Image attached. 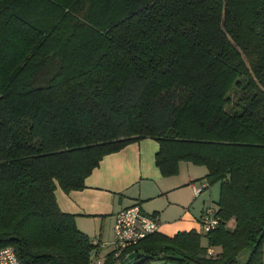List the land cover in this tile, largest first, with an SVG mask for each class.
I'll list each match as a JSON object with an SVG mask.
<instances>
[{
    "label": "trees",
    "instance_id": "16d2710c",
    "mask_svg": "<svg viewBox=\"0 0 264 264\" xmlns=\"http://www.w3.org/2000/svg\"><path fill=\"white\" fill-rule=\"evenodd\" d=\"M145 136L167 173L207 165L221 221L207 243L195 228L155 232L134 261L110 251L102 264H264V0H0V248L93 264L97 243L57 183L82 187Z\"/></svg>",
    "mask_w": 264,
    "mask_h": 264
},
{
    "label": "crops",
    "instance_id": "0c3cea01",
    "mask_svg": "<svg viewBox=\"0 0 264 264\" xmlns=\"http://www.w3.org/2000/svg\"><path fill=\"white\" fill-rule=\"evenodd\" d=\"M160 141L145 136L104 154L78 189L65 190L57 183L59 206L64 212L73 213L77 227L97 243L92 261H105L114 248L117 213L135 202L141 204L145 213L161 219L158 232L173 236L179 230H200L204 208L215 199L212 183L196 195L193 182H208L207 166L184 159L179 161L177 171L167 173L157 162Z\"/></svg>",
    "mask_w": 264,
    "mask_h": 264
},
{
    "label": "built area",
    "instance_id": "2783aa9c",
    "mask_svg": "<svg viewBox=\"0 0 264 264\" xmlns=\"http://www.w3.org/2000/svg\"><path fill=\"white\" fill-rule=\"evenodd\" d=\"M209 185L207 181H202L198 185L193 182L195 194L198 195L203 192ZM142 208L139 202H135L129 207L120 209L116 215L117 222L115 223L112 251L118 260L131 255L129 248L134 247L149 234L157 233L160 229L161 219L155 214L145 213ZM202 217V226L206 231H211L220 223L222 218L219 214V207L215 203L204 208ZM210 252L212 253L213 250L210 249ZM102 262L101 259H97L93 264H102ZM0 264H23V262L15 248L11 244H7L0 248Z\"/></svg>",
    "mask_w": 264,
    "mask_h": 264
},
{
    "label": "rangeland",
    "instance_id": "374dc122",
    "mask_svg": "<svg viewBox=\"0 0 264 264\" xmlns=\"http://www.w3.org/2000/svg\"><path fill=\"white\" fill-rule=\"evenodd\" d=\"M242 82L245 83L244 80H242ZM243 93V90L242 88H238V89H233V91L231 92V97L235 100V99H238L240 98V94ZM233 100V101H234ZM207 166V165H206ZM212 195L214 197V203L218 205V201H219V198H220V192L221 191V188H220V181L216 180V181H213L212 182ZM210 204V203H209ZM201 224V228L199 231H201V233L203 234L202 235V241L203 243H207V237L204 235L206 230H204L203 226H202V222H200ZM228 225L231 226V227H235L236 226V222H235V217H232L228 220ZM263 251H264V248H263ZM102 255H104V253H102ZM154 264H161L162 263V260L159 261V260H153ZM170 264V263H169Z\"/></svg>",
    "mask_w": 264,
    "mask_h": 264
},
{
    "label": "water",
    "instance_id": "95a60500",
    "mask_svg": "<svg viewBox=\"0 0 264 264\" xmlns=\"http://www.w3.org/2000/svg\"><path fill=\"white\" fill-rule=\"evenodd\" d=\"M135 255H136L135 253H132L131 255H129L128 257H126L125 260L128 263H130V262L134 261L133 259H134Z\"/></svg>",
    "mask_w": 264,
    "mask_h": 264
}]
</instances>
